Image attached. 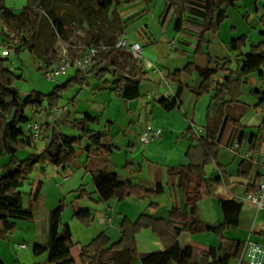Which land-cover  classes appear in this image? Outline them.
Segmentation results:
<instances>
[{
  "label": "trees",
  "instance_id": "1",
  "mask_svg": "<svg viewBox=\"0 0 264 264\" xmlns=\"http://www.w3.org/2000/svg\"><path fill=\"white\" fill-rule=\"evenodd\" d=\"M61 1L72 3L80 19L86 16L89 25L92 19L106 25L108 22L106 20H109V12L114 5V0ZM137 1L140 0H128L131 3ZM244 1L191 0L188 12L200 21L198 25L201 29L194 57H205V64L201 65L193 61L188 63L184 69L174 73L168 72L165 76L167 83L176 88L172 99L161 98L158 101L165 112L180 110L182 99L187 92L192 94L195 102L205 95L211 96V105L207 110L206 134L198 136L194 132V122L191 121L188 129L182 135L183 138L189 137L192 143L197 142V146H192L188 151L189 163L168 169V176L172 184L177 179L180 180L179 186L185 192L184 207H173L169 211V220L143 214L136 222H132L125 217L120 223L121 238L118 241L112 242L109 236L103 232L89 244L81 245L74 243L71 226L62 222L63 212L68 207L66 200H63L50 213V250L44 264H78L72 257V250L75 247L79 248V264H136L138 261L141 264H192L197 250L181 246L179 237L183 233L190 235L213 234L220 240L219 248H210L208 252L202 254L209 260L208 264H231L232 260L240 257L245 243L227 240L224 235L229 229L240 226L244 203L241 200L221 201L220 207L224 221L218 225H211L202 220L199 205L202 201L200 190L207 183L206 167L215 163L222 169L219 158L225 147V135L230 134L228 144H226L228 148L230 145L233 147L236 142L240 145L246 137L241 124L244 115H240V109L249 106L241 102L243 87L247 85L249 77L253 74H258L261 79L264 77V42L253 45L251 50L245 53L244 49L249 41L248 36L243 35L233 39L229 48L238 54L235 62L227 58L215 60L205 49V45H208V48L211 45V42L205 39L206 33H212L219 29L228 19V10L236 8L239 2ZM53 3L55 0H27L23 11L14 13L13 10L6 7L5 0H0V24L4 27L3 32L7 28V33L9 32L4 39L7 48L13 46L17 53L26 50L31 55H35L38 49L41 25L50 21L55 27L59 26L55 10L52 8ZM259 3H264V0H256V7ZM25 15L31 20L27 31L21 34L18 28L12 30L10 22L19 23ZM181 26L182 18L179 17L176 30L180 31ZM12 34L14 38H11ZM261 36L264 38V32ZM99 40L100 38L96 41ZM117 42L116 38H111L110 43L106 45H90L111 48L104 52L106 53V62L103 64L105 66L95 65L87 73L78 70L73 79L64 85L56 86L54 91L47 95L33 92L27 97H23L14 85L16 76L8 67L7 56H0V239L7 240L11 237L17 230V222H32L34 219L32 208L41 196L44 182L40 181L36 185L28 209L24 206V197L20 190L29 180L36 166L52 165L67 169L76 159V148L82 147L86 142L89 145L84 149L88 156L85 168L88 167L92 158L104 157L119 150L110 143L108 129L104 132L90 131L89 124H99L100 120L89 114H85L84 118L74 122V126L80 134L77 137L62 134L55 123H47L46 131L51 136L46 140L42 153L37 152L36 142L32 139L31 134L26 132V125L31 122V119L27 117L29 109L35 110L37 114L58 110L64 93L73 87H82L86 77L91 74L99 80L109 74L113 80V91L119 93L124 100L141 99L140 88L145 73L142 72L140 77L135 79L118 74L116 69H110L108 65L112 56L119 52L132 58L128 53L114 49ZM112 62L115 64V61ZM233 65L236 66L235 70L232 68ZM193 75H197L202 81L197 89L188 84V80ZM250 95L257 99L255 110L259 111L264 104V90L251 91ZM214 106L215 108L212 110ZM212 111L213 116L211 117ZM250 142L254 147L256 137L252 136ZM4 158L7 160L2 163ZM252 164V158L243 160L238 169L239 177L247 178ZM131 166L127 165L126 169H130ZM42 175L45 176L44 173ZM91 178L98 195V203L122 202L131 197L144 201L147 196L155 193L144 184H135L132 180L124 179L108 170L91 172ZM213 183L222 186L227 184V180L221 176ZM257 188L256 185L248 188V193L256 192ZM71 193L75 195V201L85 198L92 200L94 197V194L88 193L84 187ZM75 201L71 202L70 206L73 219L79 220L85 228L91 227L95 221L94 215L88 209L78 208ZM145 230H151L159 238L165 247L163 252L146 254L138 252L137 237ZM257 235L264 240V232ZM47 251L46 248L36 246L34 255L39 257ZM0 264H5L1 258ZM241 264L245 263L241 262Z\"/></svg>",
  "mask_w": 264,
  "mask_h": 264
},
{
  "label": "crops",
  "instance_id": "2",
  "mask_svg": "<svg viewBox=\"0 0 264 264\" xmlns=\"http://www.w3.org/2000/svg\"><path fill=\"white\" fill-rule=\"evenodd\" d=\"M243 3L245 4V7L248 9L251 15L252 13H254L252 16L254 19L253 28L255 29V31L264 32V11H262L264 4L262 5L261 3H259L256 7V0H245ZM256 8L258 9V11ZM113 11H115V13ZM149 12L150 11H147V13H144L142 16L147 17L149 15ZM112 14L115 15L117 19L121 20V36L117 40L119 41L120 39H127L128 34H130L129 36H131L132 38V36H134V31H130L127 29V20L129 21V19L134 17V15L136 14L129 16V13L128 15H126L127 12H125V9L119 11V9L114 10L113 8L109 12L110 19V15ZM182 15L183 13L181 15L174 14L170 21L169 27L167 28L165 27L166 22L164 25L163 23L157 24L156 20L153 19L152 21L157 25V27L155 28L157 31V35L156 33H150L151 31H145V28L147 30L150 29L148 28V25H146L147 27L141 29L145 33L142 31H138V36L134 37L135 42L131 43L139 44L141 47L143 46V44L148 45L149 43H153L155 46H158L157 44L160 41L159 38L165 40L166 38H168V36H170V43H176V45L178 46L175 51L181 53L184 58H181L182 60H171V58H166V62L164 63L165 67L163 70H166L167 73H174L178 70H182L185 68L187 63L193 61H196L201 65L205 64V57H194L196 51L195 48L197 47L198 38L201 32L200 26L198 25L200 21L196 22V24L189 23L188 25H185L182 22L180 31H177V21L179 19V16L181 17ZM222 26L223 25H221L215 32L206 33L205 39H207L211 43L214 41L218 44L220 43L219 47L222 49L220 50L222 51L220 54H227L229 52L232 53V55H226V58L235 62L238 54L234 53L235 56L233 57L234 54L229 48V44L231 41H229V43H226V38L224 40L220 37ZM232 29V35H236V32L238 31L237 28L233 27ZM191 31H193V33H191ZM248 38H250V41L253 42L252 44L255 45V41L252 36H249ZM98 39L99 38L96 37L95 41ZM100 40L102 41V39ZM127 40L130 41L131 39ZM4 44L6 45V43ZM226 48L229 52H226ZM249 51L247 50V47H245L244 52L248 53ZM144 52L146 51L144 50ZM146 54L150 64L137 63L140 66L141 72L145 73V78L143 79L140 88L142 94L141 99L136 101L124 100L119 93L113 91V80L109 74L106 75L102 80L97 79L95 75L91 74L86 77V81L80 89H77L75 91L76 88H74L71 90L75 91V93L68 99H66L64 105H62L61 100L59 108L68 105L66 108V111L68 112L66 113V115H63L53 122L57 125L58 130L62 134L67 135V133L64 132H66L67 129H70L73 132H76L78 134L77 136H79L80 134L75 128L74 122L76 120L84 118L85 114H89L90 116L99 118L100 120L99 124H89L90 131L104 132L108 129L110 133V143L119 148L118 151H115L110 155L95 158L97 161L93 163V167H91L92 161L94 159L92 158L88 163V167L85 168L88 156L84 152V149L89 145L86 142L82 145V147L76 148V159L73 164L67 169L49 165L47 167L42 166L38 173L39 182H44V178L48 180L49 171H52L51 173L55 178L62 177L64 183L66 182L67 184L69 183V181L77 177V184H80V187L78 189L84 187V189L88 193L94 194V197L91 200L94 203L88 202L87 199L75 201V205L78 208L90 210L95 217V221L91 225V227L86 228L87 231L91 232L92 234L89 235V239L86 241L87 243H84L83 245L89 244L91 241L97 238L100 233L103 232H105L109 236L112 242L118 241L121 238L120 223L122 218L127 217L132 222H136L141 215L147 214L154 218L169 220V211L173 207H184L185 192L179 186L180 180L177 179V181L172 184L168 176V169L171 167L184 166L189 163V158L187 157L188 151L192 146H197V142L192 143L190 142L189 137L183 138L182 135L188 129L191 121L194 122V132L198 136H203L202 134H206L205 128L207 126H204V117L206 118L207 115L206 113H204V111L206 109L208 110L209 106L211 105V100L209 101V98L208 100L201 99L203 101L201 102V104H203L205 101V105L202 106L200 104L202 106L201 119L199 120L201 121L200 123L202 125L200 127L195 124V120H198L197 111L199 103L196 102L197 104L193 105L195 100H191V103L187 108L188 110H184V97H189L187 94L186 96L184 95L182 99L180 110H174L170 113L165 112L163 108H161V106L158 104V101L161 98L172 99L175 95L176 88L167 83L164 71L162 72L158 68L157 69L161 72L162 75L160 76V74H154L160 77L159 82L155 83L148 78L149 72L153 73L152 66L154 67V65L152 63L153 61L151 62L148 57L149 52ZM209 54L215 60L220 59L219 57H213L214 55L211 51V46L209 48ZM121 55H123V53L119 52L112 56L110 63H108L110 69H119L120 72L117 71V73L120 75L130 76L135 79L139 78V69L137 70V72H135L137 74L131 76L127 72L128 69L124 70L120 62L115 61V59L117 58L120 60ZM32 56L39 62H41L45 67L55 65L58 61L56 56V59L52 58L47 64L36 54ZM112 61H115L116 65ZM105 62L106 55L96 61L94 66L101 64L100 66L104 67L105 65L103 64H105ZM232 68L235 70L236 66L233 65ZM70 75L71 73H69L68 75L70 77L69 80L73 79L76 76V74L74 75V77ZM263 80L264 77L263 79H261L258 74H253L249 77L247 85L243 87V97L241 99V102L249 106L248 108H251L249 114L251 115V118L250 120H247V116L244 115L241 121L243 132L245 133L246 137L240 144V148L236 151L232 150L231 145L228 148L226 144H228L230 134H227V136L225 135V147L222 150L219 158V163L222 169H220V166L215 163L207 166L205 169L207 175V183L203 185L200 190L202 201L199 205V210L202 220L208 224L218 225L223 223L224 217L220 207V202L241 200L248 193V188H251L254 185L258 187L261 177L264 173V104L262 105V113L259 114L258 111L255 110L257 99L250 95L251 91L264 90ZM201 83L202 81L197 75H193V77L188 80L189 86L194 89H197L201 85ZM143 86H146L148 88V91H146L145 93H143L141 90ZM214 108L215 106L212 107V110H214ZM48 113H38L33 115L32 122L41 121V123H45ZM210 116H213V111L210 113ZM148 125H152L155 128L161 129L163 131V138L158 142L156 141L150 143L149 145H142L140 144L139 138ZM240 133L241 131L238 133V137L240 136ZM47 136L49 138L51 134L48 133ZM252 136L256 137V143L254 147L250 142ZM43 143L44 144L41 145L39 149L40 153H42L45 149L46 141H44ZM119 154H123L125 160L121 165L118 166L115 158L118 157ZM250 158H252L253 164L248 177H239L238 169L240 163L243 160ZM6 160L7 159L4 158L2 160V163L6 162ZM129 164L132 165L131 168L126 169L127 165ZM36 167L33 169V171L37 169ZM110 168L112 169L111 172H115L124 179L132 180L135 184H144L149 190H153L155 193L147 196L144 201H140L138 198L133 197L140 202H135L136 200H132L131 197L122 202L110 201L108 203H98V195L96 194V189L94 186H92L93 188H89L88 185H92V182H88V180H91V172L102 170L110 171ZM119 170H122V172H120ZM42 173L45 174L44 177ZM221 176H224V178H226L227 184L222 186L215 185L213 181ZM58 185L61 187L60 183H58ZM34 190L35 189L32 190V193L34 192ZM43 190L44 186L41 192V196L36 205H38L42 199ZM31 197L29 199V204ZM131 203H133V205ZM29 204L26 209L29 208ZM151 205H154V207H151ZM115 206H117V208H115ZM117 209L120 211H117ZM68 211L69 210L66 208L62 215V221L64 220L65 214ZM68 215L73 219L71 211ZM107 217L113 219L111 224H108L105 221ZM115 220L119 222L117 225L114 224ZM21 223L22 222L17 223V230L11 237H9L7 240L0 239V258L5 264H11V256L7 251V247L13 244L14 241H16ZM67 223L71 226L72 229L71 221H68ZM96 224H99L98 230H96L95 228ZM261 232H264V209L258 210L252 204L244 203L241 213L240 226L229 229L228 231H226L224 236L227 240H233L236 242L246 243L247 241L251 240L264 244V240L257 235ZM144 233H147V235L151 237L150 239H153L155 247L153 250L149 249L150 246L148 245V243L150 242L147 243L145 240H142L143 251L141 250L140 254L158 253L165 250L162 242L153 234L151 230H146V232ZM179 242L182 247H192L193 249L197 250V254L194 257L192 264H208L209 260L202 254L208 252L210 248H219L221 245L220 240L213 234L190 235L189 233H183L179 237ZM15 246L17 247L18 245ZM47 259L41 261V263L39 262L38 264H44ZM75 261L79 264V260L77 261L75 259ZM232 262H234V264H241L242 261L239 257L232 260ZM243 263L247 264L245 261H243ZM136 264L141 263L138 261Z\"/></svg>",
  "mask_w": 264,
  "mask_h": 264
},
{
  "label": "rangeland",
  "instance_id": "3",
  "mask_svg": "<svg viewBox=\"0 0 264 264\" xmlns=\"http://www.w3.org/2000/svg\"><path fill=\"white\" fill-rule=\"evenodd\" d=\"M190 1L191 0H169V1L168 0H140L137 2L131 3V2H128V0H114L113 9L114 10L119 9V11L125 9V12H127L126 15H128L129 13L130 14L129 16L136 14L134 15V17L129 19V21L127 20V23H128L127 29L130 31H134L133 32L134 36H132V38L131 36H129L130 34L127 35L128 36L127 39L129 40L131 39L129 41L131 44L135 42L134 37L138 36L137 32L142 31L141 29L147 27L146 25H148V28L150 29L147 30L145 28V31L147 32L151 31L150 33H156L157 35V31L155 29L157 25L152 21L153 19L156 20L157 24L163 23L164 25L166 22L165 24L166 28L169 27L170 21L174 14L181 15L183 13L181 18H182V22L185 25H188L189 23L196 24V22H199L197 18L188 14V11L191 7ZM84 4L88 5L87 3H84ZM261 4L263 5L264 3H261ZM5 5L7 8L13 9L14 13H19L23 11V9L26 7L27 0H5ZM52 8L55 10L56 18L58 20L59 26L55 27L53 23L50 21H46L44 24L41 25L40 35L38 39V49L36 53V55L42 58L47 64L50 62L52 58L56 59L57 51L61 45H70L72 47L71 50H75L74 54L78 56L79 52H81L83 48L85 47H88L90 45H96V44L106 45L110 43L111 38L118 39L121 36V33H120L121 20L120 19L117 20V18L113 14L110 15L111 19L108 16L109 20H106L108 21L106 25L103 24V22L99 23V22H96L95 19H92L90 21L91 22L90 24L91 26H90L89 23H87L86 16L80 19L72 3H68L65 1H61V0H57V1L55 0V3L52 4ZM245 9L248 11V9L245 7V4L243 2H239L236 8L229 9L228 19L222 24L223 26L220 31L221 32L220 37L221 39H224V40L226 38L227 40L226 43H229V41H232V39L239 38L243 35H246L248 37L252 36V38L255 41V45H258L264 42V38L261 36L263 32L262 31L256 32L255 29L253 28L254 19L252 15L254 13H252L251 15V13L249 11L247 12ZM147 11H150L149 15L147 17L142 16L144 13H147ZM262 11H264V6H263ZM113 12L115 13V11ZM113 18H115V20H113ZM20 21L21 22L19 23L11 21L10 27L12 30L18 28L21 34H23L27 31L28 25L31 20L27 15H25L21 18ZM233 27H236L238 30L236 32V35L233 34L234 36L232 35ZM3 29H4L3 25L0 24V54L2 53L3 50L7 49L9 51V56L6 57L8 59L7 64H8L9 69L16 76L14 85L17 89H19L23 97H27L33 92H39L44 95L50 94L54 91L56 86L64 85L66 82H68V80L70 79V77L68 76L69 73H71L73 77L76 74L77 70L75 68H71L66 73L60 75L56 80L54 81L48 80L44 75V69L46 67L43 66V64L39 62L36 58H34L30 54L29 51L24 50V51L17 53L15 47L11 46V48H7V46L4 44V41H5L4 39L6 38L5 36L9 32L7 33L8 28L5 29L4 32H3ZM191 33H193V31H191ZM13 34L11 35V38H14ZM96 36L102 39V41L101 40L95 41ZM169 37L170 36H168V38H166L165 40H162L161 38H159L160 41L157 44L158 46H155L153 43L152 44L149 43L148 45L143 44L144 47L142 46L143 49L146 51L145 53L149 52L148 57L151 62L153 61L152 62L153 65L162 72L164 71L163 69L165 67L164 63L166 62L165 60L166 58H171V60L172 59L182 60L181 58H184L181 53L175 51V49L178 48V46L176 45V43L171 44ZM248 39L249 41L247 42L246 47H247V50L249 51L251 50V47L253 46L252 44L253 42L250 41V38ZM210 46H211V51L213 52V55H214L213 57H219L220 59H223V58H226L227 57L226 55L228 54L232 55V53H230L227 50V48H226V52H229V53L220 54L222 52L220 51L222 49L219 47L220 43L218 44L217 42L214 41L211 43ZM209 48H208V45H205V49L207 53L209 52ZM105 55L106 53H102V55L96 61H98L100 58H103ZM234 56L235 54L233 55V57ZM115 61L120 62L124 70L128 69L127 72L131 76H133L134 74H137L135 72H137L138 69L140 70V74L142 73L140 66L130 56L126 54L121 55V59L119 60L117 58L115 59ZM117 71L120 72L119 69ZM164 75L165 76L167 75L166 70L164 71ZM148 78L154 81L155 83L159 82L160 80V77L158 75H155L152 72H149ZM74 88H76L75 89L76 91L77 89H80L81 87L76 86V87H73L72 89ZM141 90L143 93H145L146 91H148V88L146 86H143ZM70 91L64 93L63 98H62V105L65 104L66 99H68L71 95L75 93V91H71V92ZM186 94L189 96L188 97L189 99L187 97L186 98L184 97V106H185L184 110H188L187 108L189 107L191 100H194L190 92H187ZM208 98L210 101L211 100L210 95H205L197 101L199 103L198 111H197L198 120L197 119L195 120V124L198 125V127L202 125L200 123L201 121L199 120L201 119L202 106L205 105V101L203 104H201V102H203L202 100H205V99L208 100ZM194 104H197V103L194 101L193 105ZM67 106L68 105H65L62 108H59L58 110L54 112L48 113L45 123H41V121L37 122L39 124H42L41 139L36 142L38 143L37 144L38 153H40L39 149L41 145L44 144L43 142L48 139V136H47L48 133L46 131V124L49 123L48 121L54 122L56 119L62 117L63 115H66V113L68 112L66 111ZM250 111H251V108L243 107L240 109V115H246L247 120H250L251 118L250 117L251 115H249ZM59 113L61 114V116H59ZM204 113H206L207 115V109L204 111ZM258 113L259 114L262 113V108L258 111ZM35 114H37L35 110L29 109L27 111V117L31 119V122L29 123V125L36 123L35 121L32 122L33 115ZM204 122H205L204 126H207L208 124L207 116L206 118L204 117ZM29 125H27L26 127V132L28 134H31V129L28 127ZM263 132H264V126H263ZM64 133H67V135L71 137H76L78 135L76 132H73L70 129H67L66 132ZM239 148H240V145L238 144V147H236V150H238ZM21 154L23 155V153ZM124 160H125V157L123 154H119V156L115 158V161L118 166L121 165ZM96 161L97 160L94 158L92 161L91 167L94 166L93 163ZM41 167H42L41 165H38L36 167L37 169L33 171L31 176L29 177V180L25 183L23 188H21L20 190L24 197L25 208L28 207L32 190L35 189L37 183L39 182L38 173ZM111 170L112 169L110 168V171ZM119 171L122 172V170H119ZM51 172L52 171H49L48 180L44 178L45 184H44V190L42 193V199L39 202V204L33 208V212H34L33 221L31 223L22 222L16 241H14L13 244L7 247V251L9 255L11 256L10 257L11 264H38L39 262L41 263V261L48 258L49 250H50L49 249L50 248V237H49L50 216L49 214H50V211L55 209L59 205L60 201L62 200H66V204L68 206L67 209L69 210L68 212H66L65 218L62 222L63 224H66L68 221L69 222L71 221L74 243L76 244L79 243L83 245L84 243H87L86 241L89 239V235L92 234L91 232L87 231V229L81 224L79 220L72 219L71 216L68 215L70 211L72 212V209L70 207L71 202L75 201L74 200L75 195H72L71 191H75V190L77 191V189L80 187V184H77V177L69 181V183L67 184L66 182L64 183L62 177L55 178ZM90 181L92 182V178L91 180H88V182ZM58 183H60L61 187L58 185ZM88 186L89 188H93L92 186L94 185L92 183V185H88ZM85 199H87L88 202L94 203L89 198H85ZM131 199L136 200L135 202L141 201V200L137 201V199L133 197ZM131 204L133 205V203ZM115 208H117V206H115ZM117 211H120V210L117 209ZM114 222H115L114 223L115 225L119 223L117 220H115ZM95 228L96 230H98L99 224H96ZM144 232H146V230L143 231L139 235L140 237L139 236L137 237V249L139 253L141 250L143 251L142 240H145L147 243L150 242L148 243V245L150 246L149 249L153 250L155 247L153 243V239H150L151 237L148 236L147 233H144ZM19 244H25L28 248L19 250L15 246ZM36 246L46 248L48 249V251L39 257L35 256L34 248ZM157 251H160V250H157ZM72 257L76 259L77 261L79 260V248L78 247L73 248ZM232 264H234V262H232Z\"/></svg>",
  "mask_w": 264,
  "mask_h": 264
},
{
  "label": "built area",
  "instance_id": "4",
  "mask_svg": "<svg viewBox=\"0 0 264 264\" xmlns=\"http://www.w3.org/2000/svg\"><path fill=\"white\" fill-rule=\"evenodd\" d=\"M71 49L72 47L70 45L60 46L57 51V63L54 66L46 67L44 69V75L48 80H56L60 75L66 73L71 68H75L77 71L79 70L84 73L89 72L100 55L109 51L111 48L101 45L85 47L81 52H79L78 56L74 54L75 50ZM114 49L130 54L139 64H150L144 49L139 44H130L127 39H120L115 44ZM0 55L2 57L9 56V51L7 49L3 50ZM152 70L155 74H161L155 66H152ZM59 116H61L60 113ZM28 127L31 129L32 139L35 142L39 141L42 135V124L36 122L32 125L30 124ZM162 138L163 131L161 129L148 125L140 135L139 141L142 145H149L152 142L162 140ZM236 147H238V144H235L232 147V150L236 151ZM241 201L252 204L258 210L264 209V173L261 177L257 191L247 193ZM105 221L108 224H111L113 219L107 217ZM17 247L18 249L28 248L25 244L18 245ZM240 259L242 262L245 261L247 264H264V244L251 240L247 241L242 250Z\"/></svg>",
  "mask_w": 264,
  "mask_h": 264
}]
</instances>
